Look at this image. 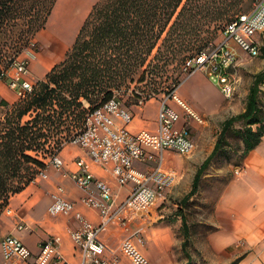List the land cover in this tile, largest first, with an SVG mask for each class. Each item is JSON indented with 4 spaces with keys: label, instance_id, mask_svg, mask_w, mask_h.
<instances>
[{
    "label": "trees",
    "instance_id": "trees-1",
    "mask_svg": "<svg viewBox=\"0 0 264 264\" xmlns=\"http://www.w3.org/2000/svg\"><path fill=\"white\" fill-rule=\"evenodd\" d=\"M54 1L0 0V78L44 26ZM235 3L96 0L63 58L24 97L10 104L0 100L6 107L0 118V211L9 195L22 189L44 166L40 152L56 153L82 127L86 113L110 98L114 89L145 80L158 69L160 61L181 59L191 52L187 58L201 50L207 41L203 31H215L235 12ZM180 81L176 79L166 93ZM161 88L163 85H154L151 91L131 93L137 102L140 97L156 95ZM25 115L28 117L24 119ZM237 122L241 123L239 128L234 127ZM230 132L239 136L233 149L239 161L264 134V69L254 73L243 110L222 122L218 138L197 167L191 189L181 202L195 192L202 171L212 159L227 156ZM180 216L186 236L185 218ZM186 245L185 238L182 251L187 260L183 264L190 263Z\"/></svg>",
    "mask_w": 264,
    "mask_h": 264
},
{
    "label": "crops",
    "instance_id": "crops-1",
    "mask_svg": "<svg viewBox=\"0 0 264 264\" xmlns=\"http://www.w3.org/2000/svg\"><path fill=\"white\" fill-rule=\"evenodd\" d=\"M95 1H54L44 26L40 28L41 37L50 39L49 45L45 46L46 48L40 52L37 59L30 61L27 72L21 75L22 78L31 81L34 78H42L53 62L63 58L64 50H67L73 42L81 23ZM53 16H59V19L56 18L55 32L52 33L48 30V24ZM194 73L197 76L189 82ZM206 79V75L202 71L195 70L181 79L175 92L195 111L204 115L206 121L214 117L222 124L228 116L232 115V112H228V108H231L232 105H227L230 100L215 101L205 90ZM6 82L7 80L0 78V100L3 98L10 104L9 97L12 96L14 89L4 90L3 84ZM186 82H188L187 86ZM222 96L228 99L223 94ZM157 100L150 101V98L146 100L145 110L141 116L139 114L137 118L132 114V118L126 126L133 131L141 128L156 131L162 96ZM167 103L180 114L176 125H182L184 114L181 107L172 98H168ZM243 106L237 112L242 111ZM196 123L195 121L190 123L193 140V129ZM215 141L212 143V147ZM57 154L63 159L68 171L77 169L76 161L82 158L96 177L102 178L110 184L116 201L123 199L127 194L130 184L120 185L117 183L112 174L110 162L98 164L82 147L67 144L63 145ZM170 157L171 154L166 149L163 152V166L181 172L176 181L165 189L162 197L152 204L143 215L128 225L111 224L104 227L100 232L101 239L109 247L115 248L125 235L137 231L144 239L139 248L153 264H183L187 258L182 257L178 260L176 249L178 247L182 251V241L185 238L190 263L194 261L202 264H264V134L261 135L255 146L241 158L239 166H236L241 168L239 174H227L229 170L227 167L212 170L210 163L202 171L198 184H208L207 190L203 192V200H207L208 203L201 206L206 215L201 219H191L190 223L185 219L186 236H184V232L176 237L171 235L165 237L162 236V233L156 234L155 222L162 215L161 210L158 209L159 204L164 203L172 189H174L173 192H179V189H176L177 186L182 185L187 179L188 173L193 171L192 163L199 160L200 152L193 151L175 165ZM42 159L45 161L47 157ZM196 169L190 183H192ZM183 175L181 183L176 184ZM199 185L189 198L200 191ZM58 186L62 187L60 192L57 189ZM190 189L191 184L187 190ZM55 192L73 200L76 209L90 221L94 223L99 221L98 210L79 201L83 191L73 179L63 175L60 169L49 165L46 168L45 177L35 176L22 189L10 194L7 204L0 211V239L9 233L17 236L31 250V255L27 259L15 256L6 259L0 249V264H33L38 255H40L39 260L43 264H81L79 250L75 247L69 234L71 229L79 225V221L71 214L51 215L48 212L52 193ZM8 208L9 211H7ZM50 237L55 241L56 252L48 248L42 250L43 241ZM168 241L170 242L167 243ZM172 246L176 248L174 249L176 253L171 252ZM105 254L110 256L108 251ZM87 264L90 263L87 262ZM116 264L133 263L126 255L120 254Z\"/></svg>",
    "mask_w": 264,
    "mask_h": 264
},
{
    "label": "built area",
    "instance_id": "built-area-1",
    "mask_svg": "<svg viewBox=\"0 0 264 264\" xmlns=\"http://www.w3.org/2000/svg\"><path fill=\"white\" fill-rule=\"evenodd\" d=\"M262 32L264 0H255L249 10L237 14L224 25V36L219 43L204 47L187 57L182 68L186 74L195 70L202 71L226 98H231L237 85L235 71L240 50L249 57L258 56L261 43L255 35ZM11 70L10 73L6 72L7 83L14 89L17 97L22 98L33 87L30 80L21 76L28 70L27 62L17 59ZM175 88L162 95L156 131L145 128L130 130L126 125L132 118L131 111L113 94L86 113L82 127L71 138L94 162H110L112 174L118 184H130L123 199L116 201L110 184L96 177L82 158L76 161L77 169L68 171L63 159L57 153H51L46 156L44 166L38 168L35 176L42 177L46 176L49 165L60 169L63 175L71 177L83 191L79 201L98 210L99 221L94 223L76 209L73 200L59 193L61 186L57 187L59 192L52 193L48 212L51 215L71 214L79 221V225L71 229L69 234L79 250L81 264H116L120 254L126 255L133 264H153L139 248L144 242L139 232L125 235L115 248L109 247L101 239L100 232L111 224L126 226L143 215L162 197L165 189L176 181L177 172L163 166V152L166 149L180 153H189L194 149L190 123H205L206 117L178 96ZM168 98L174 99L183 110L184 120L180 126L176 125L180 114L167 103ZM143 101V97H140L137 103L140 105ZM240 171L239 167L234 169L236 174ZM9 210L8 208L7 211ZM56 247L51 237L43 241L42 250L48 248L56 252ZM0 249L6 259L13 256L27 259L31 255V250L22 240L10 233L0 239ZM106 251L110 256L105 254ZM39 257L40 255L33 264H43Z\"/></svg>",
    "mask_w": 264,
    "mask_h": 264
},
{
    "label": "rangeland",
    "instance_id": "rangeland-1",
    "mask_svg": "<svg viewBox=\"0 0 264 264\" xmlns=\"http://www.w3.org/2000/svg\"><path fill=\"white\" fill-rule=\"evenodd\" d=\"M255 0H236L235 5L233 6V12L231 16L227 20H225L223 23L220 24V26L215 31H203V36L207 41L204 42L203 48L208 47L212 44L219 43L223 38V28L224 24L229 20L235 17L237 14L245 12L249 10ZM48 3V0H46ZM59 19V16L52 17V20L49 21L48 24V30L50 32H55V22H57V18ZM255 37L259 40L261 43V47L264 46V32L256 34ZM32 43L25 48L20 55L18 56V60H25L27 62V67L29 66L30 61L37 59L40 52L44 51L46 48V45H49L50 39L41 37V31L40 29L37 30L33 36H32ZM66 51V49L64 50ZM153 52H155V49H153ZM191 52L185 53L183 58L176 59V58H168L166 61H160L159 67L157 70L153 72L152 75H147L145 80L138 82L133 81L129 84V88L122 87L121 89H114V94L117 95V97L120 99V101L125 105L130 111L131 114L135 115L138 118V115L144 112L146 100L150 98V101H156L159 97L166 94V92L173 87L176 79H182L186 73L182 68V65L184 63V60L186 56H188ZM64 54V53H63ZM63 56V55H62ZM59 60L53 62V64L50 65V68L52 65H54ZM12 67V66H11ZM11 67L6 71L7 73H10ZM49 68V69H50ZM264 69V49L260 50V54L256 57H249L246 53L240 50V56L238 65L235 71V76L237 78V85L235 88V91L231 98L225 99L222 96V93L220 90L215 86L214 82L211 81L207 76L206 78V85H204L205 90L208 91L209 95L215 99V101H223V100H230L227 105L231 108H228V112L232 114L238 113L237 111L241 109L242 105H244L246 94L248 92V87L252 82L253 75L257 71ZM26 73V72H25ZM24 74V73H23ZM197 74L194 73L192 78L189 80L192 81L193 78H195ZM44 77V76H43ZM42 77V78H43ZM33 79L31 82L35 84V82L39 79ZM5 80H7V75L4 76ZM214 84H213V83ZM154 85H163V88L159 90L156 95H152L148 97L147 99H144L142 104H138L134 101V95L131 93V91H134V93H138L141 91H151V89L154 87ZM188 85V82L185 84ZM4 90L8 91L9 89L13 90L8 83L3 84ZM14 91V90H13ZM3 99V98H2ZM16 92L14 91L12 96L9 97L10 103H13L14 101L18 100ZM158 101V100H157ZM87 104V103H86ZM158 105V104H157ZM228 106V107H229ZM182 109V108H181ZM6 107L3 105H0V118L5 112ZM183 111V110H182ZM28 116L25 115L23 118H27ZM241 125L240 122L235 123V128H239ZM221 127V121L216 118L208 119L205 123H196L195 128L193 129V136L195 140V147L194 149L189 153H180L173 149H167V152L171 154L170 160L173 162V165H175L180 159H184L186 155L193 153V151H199L200 152V158L198 161L192 163L193 164V171L188 173V177L183 182L182 185L175 187L176 184L181 183L180 181L183 179L184 175L181 176L178 180V182L174 185L176 189H179V192H173L174 189H172V192H170L169 195H167L166 199L164 200V203H160L158 206V209L161 210V217L155 222V230L157 233H162V236H169L172 237L180 236L183 233V229L181 226V216L182 215L185 219L191 222V219H201L203 216L206 215L205 210L201 208L204 204L208 203L207 200H203V192L204 190H207L208 184H202L200 183L199 189L200 191L192 196V198L187 199L185 202H181V198L183 195L187 193V189L189 185L191 184V178L194 170L198 167L200 160L206 156V154L209 152L210 148L212 147V143L218 138L219 132ZM226 148H227V158L228 155L231 157L230 159L223 156V154H220L219 156L212 159L210 162V166H212L210 169H217L219 167H227L229 170L227 172L230 174H235L234 169L236 166H239V158L238 155L235 154L233 149L237 147L239 143V136L234 134L233 132L228 133L226 137ZM70 145V146H76L79 147L77 143L72 142L71 140L66 141L63 145ZM62 145V146H63ZM61 146V147H62ZM55 151V150H53ZM59 151L56 150L57 153ZM39 154L40 158L46 157L49 153V151L46 152H40ZM177 171V174L180 175L181 172ZM173 187V188H174ZM208 212V211H207ZM162 220V222H160ZM159 221V222H158ZM168 241L167 243H169ZM176 249L174 246L171 247V252L176 253L178 252V260L180 258L185 257L183 251H181L178 247L176 252L174 251ZM186 258V257H185ZM189 264H202V263H189Z\"/></svg>",
    "mask_w": 264,
    "mask_h": 264
},
{
    "label": "bare ground",
    "instance_id": "bare-ground-1",
    "mask_svg": "<svg viewBox=\"0 0 264 264\" xmlns=\"http://www.w3.org/2000/svg\"><path fill=\"white\" fill-rule=\"evenodd\" d=\"M56 49V48H55ZM51 59V58H50Z\"/></svg>",
    "mask_w": 264,
    "mask_h": 264
}]
</instances>
